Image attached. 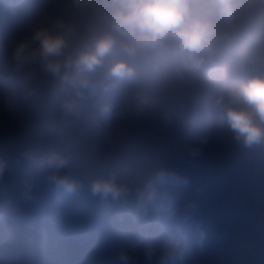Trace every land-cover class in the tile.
I'll use <instances>...</instances> for the list:
<instances>
[{
    "label": "clouds",
    "instance_id": "clouds-1",
    "mask_svg": "<svg viewBox=\"0 0 264 264\" xmlns=\"http://www.w3.org/2000/svg\"><path fill=\"white\" fill-rule=\"evenodd\" d=\"M264 187V0H0V264L71 239L193 264Z\"/></svg>",
    "mask_w": 264,
    "mask_h": 264
},
{
    "label": "bare ground",
    "instance_id": "bare-ground-1",
    "mask_svg": "<svg viewBox=\"0 0 264 264\" xmlns=\"http://www.w3.org/2000/svg\"><path fill=\"white\" fill-rule=\"evenodd\" d=\"M246 186V188H245ZM245 189V190H244ZM227 204L225 205L224 219L220 223V230L225 232L228 228L235 224L239 218L246 216L249 212L246 210L245 201L243 200L250 190V184H240L234 189ZM262 196V193H260ZM263 197V196H262ZM254 204V203H253ZM253 205H251L252 207ZM245 224L243 229L239 231L228 232L229 246L226 249V258L229 264H264V214L247 218L243 221ZM89 243V242H86ZM66 245V258L61 259L52 255L46 257V260L36 261L35 264H107L106 249L101 242L95 248L81 249V241L71 239ZM80 245V247H77ZM88 248L91 247L87 245ZM206 249V248H205ZM205 249L203 251H205ZM202 251V252H203ZM197 252L193 264H203L199 260H203ZM69 261H73L72 263ZM29 264V261L27 262ZM221 264V262L216 263Z\"/></svg>",
    "mask_w": 264,
    "mask_h": 264
},
{
    "label": "rangeland",
    "instance_id": "rangeland-1",
    "mask_svg": "<svg viewBox=\"0 0 264 264\" xmlns=\"http://www.w3.org/2000/svg\"><path fill=\"white\" fill-rule=\"evenodd\" d=\"M262 193V196L260 195ZM245 201L246 210L249 212L246 216H242L243 218H239L237 224L233 225L231 229H227L224 234L225 238L221 242L212 241L210 242L205 251L199 252V256L203 260H199L203 264H216L221 262V264H229L228 259L226 258V249L229 246L228 232L236 231L243 229L244 222L247 218H251L252 216L264 214V187H255L250 184V190L247 196L243 199ZM254 203V204H253ZM251 205H253L251 207ZM195 258H199L196 256ZM200 264V263H199Z\"/></svg>",
    "mask_w": 264,
    "mask_h": 264
}]
</instances>
